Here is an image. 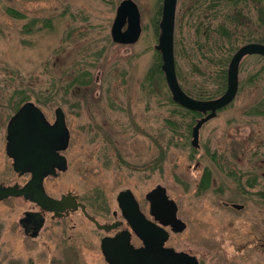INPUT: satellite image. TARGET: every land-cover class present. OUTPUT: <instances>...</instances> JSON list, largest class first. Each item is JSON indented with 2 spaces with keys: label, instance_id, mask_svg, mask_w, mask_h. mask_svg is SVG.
<instances>
[{
  "label": "rangeland",
  "instance_id": "1",
  "mask_svg": "<svg viewBox=\"0 0 264 264\" xmlns=\"http://www.w3.org/2000/svg\"><path fill=\"white\" fill-rule=\"evenodd\" d=\"M122 1L0 0V180L16 177L4 141L16 110L31 101L53 123L61 108L73 141L69 171L53 189L76 191L91 211L114 208L117 196L131 189L147 210L146 195L161 185L187 224L182 234L171 233L168 247L200 264H264V58L243 60L237 98L202 127L195 148L192 129L202 115L192 120L175 105L163 71L157 72L163 0H133L142 23L133 45L111 37ZM226 1H178L174 54L185 92L220 89L222 68L249 43L252 34L241 27L233 41L228 23L230 33L221 37L222 19L210 22L193 12ZM246 4L239 12L254 24L260 5ZM206 174L211 183L203 191ZM26 208L12 200L0 204V264H106L87 248L94 246V232L86 222L79 226L87 245H65L55 224L45 242L33 245L18 232Z\"/></svg>",
  "mask_w": 264,
  "mask_h": 264
},
{
  "label": "water",
  "instance_id": "2",
  "mask_svg": "<svg viewBox=\"0 0 264 264\" xmlns=\"http://www.w3.org/2000/svg\"><path fill=\"white\" fill-rule=\"evenodd\" d=\"M255 1V0H251ZM178 0H163L162 16L159 24L160 35L156 50L161 55L162 66L167 86L171 92L173 101L181 107L197 112L203 115L202 118L196 121L192 129L191 144L195 148H199L200 131L202 127L209 121L215 119L218 112L230 106L237 98L239 93V72L242 61L247 56H261L264 58V44L248 43L241 46L232 56L227 70V89L222 96L210 100H198L189 96L181 87L175 64L174 54V33H175V18L177 11ZM124 27L126 29L124 30ZM142 35L141 13L138 5L133 0H124L117 9L116 17L111 29V36L116 44L133 45L136 44ZM29 107L34 108L35 115L34 124L27 123ZM8 144L7 153L13 158L14 169L17 172H24L29 167H32L33 181L21 190L14 188H0V201L11 196H28L34 194L35 201L41 204L44 208L47 202L53 200L43 196L41 190V182L44 177L49 174H54L55 168L53 165L45 169L38 168L37 155L33 152L32 142L30 138L40 136L42 131L47 138H53L56 135L63 136L67 133L69 138V130L65 122V114L61 108L56 110V121L50 125L42 111L33 103L24 105L19 112L11 119L8 125ZM25 131V132H24ZM35 131V132H33ZM40 131V132H39ZM28 132V133H27ZM27 139L29 144L21 143L20 147L15 144V140ZM65 148V147H63ZM57 148L50 150V158L53 160ZM66 170V167L62 168ZM40 195V196H39ZM147 200L151 203V212L157 219L170 221V225L174 233H183L186 229V224L178 219V207L173 200H170L165 187L158 185L150 191ZM120 207L125 214L135 223V218L138 220L141 215L138 210V204L131 190H125L118 196ZM59 203V202H58ZM85 209V207L83 206ZM235 208L242 209V206L235 205ZM145 222V221H144ZM138 236L143 240L145 247L135 249L128 239L116 238L103 242V253L109 264H199L196 257L186 253H175L174 258H163L165 244L168 242L170 234L165 230L155 231L149 225L146 228L140 229L134 227ZM155 252L157 255L151 254ZM184 257L185 262L181 263L176 258Z\"/></svg>",
  "mask_w": 264,
  "mask_h": 264
},
{
  "label": "flooded vegetation",
  "instance_id": "3",
  "mask_svg": "<svg viewBox=\"0 0 264 264\" xmlns=\"http://www.w3.org/2000/svg\"><path fill=\"white\" fill-rule=\"evenodd\" d=\"M256 1L257 0L251 2H256ZM242 3H244L243 0ZM208 7H210V5ZM249 43H255V42H249ZM29 103H33V102L24 101L23 104L16 110L15 114L11 117V119L19 112V110L24 105ZM33 104L35 105V103ZM35 106L37 107V105ZM40 110L42 111L43 116L45 117L47 122L50 125H53L54 122L56 121V117H55V121L51 123L49 121L50 120L49 116H46V114L42 109ZM28 112H29L28 115L31 116L27 119V123L29 122L28 124L33 125L35 123L34 122L35 115L33 114L34 108L29 107ZM55 116H56V110H55ZM65 122L69 130V138L67 137V133L62 137L56 135L53 138H47L42 131L41 132L39 131L40 136L38 137L33 136L32 138H30V141L32 142L33 145L32 146L33 152L38 154L36 157L37 158L36 162L40 166L38 168H42L46 170L47 168L51 167V165H53L55 168L54 174H49L48 176L44 177V179L41 182L42 184L40 190L43 193V196H46L47 198L53 200L54 202H47L46 203L47 208H44L41 204H39L37 201L34 200L35 195L33 193L29 194L28 196L25 195L11 196L5 200L0 201V204L11 200L17 201L27 207L21 212V215L18 219L19 234L26 240L31 241L33 245H37L39 244V242L43 241V239L46 237L48 228L50 226H54L55 224L56 227L53 228L54 230L53 232L60 233L61 238L65 243V245L68 244V242L72 243L73 245H76L77 243H79L80 245L82 244L87 245L86 242L84 241L85 236L81 234V228L79 226L80 222H84V223L86 222L90 227H92L94 232L92 238L94 240V246L92 247V245H89L88 243L87 245L88 250L93 251L95 253L94 256L97 257L99 261L103 260L106 264H109L103 253L102 246L104 241L112 240L116 238H123V240L128 239L130 244L135 249H142L145 247L144 242L138 236L134 227H139L140 229H144L147 227V225H149L155 231L166 230L167 232L171 233L172 227L170 225V221L167 219L160 220L157 219L155 216H153L151 212L152 211L151 203L147 200V198L146 200L148 202V209L146 210L147 206H145V203H143L140 199H138L131 189L129 190L133 192L134 198L138 204L139 213L141 214L138 220L135 218V223L131 220V218L128 217L129 215L127 216L125 214V212L120 207V203L118 201L119 195L116 198V206H115L116 208L115 207L112 208L111 206H104V207L100 206L101 208H98L97 211L96 210L91 211L89 204H87L83 196L77 193L76 191L69 190L67 188L63 190H58V189H53L51 187L55 183L62 182L63 177L67 175L70 168L68 151L69 148H71L73 141V130H71L68 126L66 115H65ZM8 124L6 126V134L4 138L5 152L7 155V159L10 162L12 171L16 173V177L14 178L12 183H8L0 180V188L16 187L17 190H21L24 187H26L31 181H33V172H32V167H29L27 170H24L23 173L21 171L20 172L15 171L13 165L14 163L13 158H11L7 153ZM21 143L29 144L27 139L22 138L15 140L16 146L18 145L20 147L19 144ZM53 147L55 149L57 148V150L55 152V156L53 160H51L49 152ZM63 167H66V170H63L62 169ZM235 205L237 204L224 203V206L227 208H232L237 211L244 210L243 205H239L243 207L242 209L235 208ZM83 206L85 207V209L83 208ZM100 214H103V216H101ZM178 214H179V207H178ZM178 218L180 219L179 215ZM165 249L166 250L162 252L163 258L171 259L175 257L174 251L175 252L177 251L175 248L168 247L166 245ZM177 252H181V251H177ZM151 254L157 255L155 252H152ZM176 259L181 263L185 262L184 257L176 258Z\"/></svg>",
  "mask_w": 264,
  "mask_h": 264
},
{
  "label": "trees",
  "instance_id": "4",
  "mask_svg": "<svg viewBox=\"0 0 264 264\" xmlns=\"http://www.w3.org/2000/svg\"><path fill=\"white\" fill-rule=\"evenodd\" d=\"M243 1H244V5H247L246 3H253V4H256L258 6L260 5L259 8L257 7L258 20L254 24H252L253 23L252 19L250 17H247V15L244 14L243 10H242V12H239V5L241 4L242 0H227L226 3L218 2V5L214 4L213 8L211 6V5H213V3H212L210 5V7H206L205 10L201 11V8H195V10H193V12L196 10L200 11L202 13L201 16L203 15L205 20L210 21V22L214 21L215 19L217 21H218V19H222L219 22L220 23L219 24V32L221 34V37H223L224 32L229 34L231 31V33L229 34V37H233V41H234V37H235L234 34H236L237 31L239 32L240 31L239 28L241 27L242 32H246L248 35L252 34V36L249 37V40H248L249 42H257V43L264 44V5H263L264 0H257L256 2H251L249 0H243ZM244 8L246 11H250L249 7L245 6ZM229 9H231L230 14L227 12ZM158 14L161 15V8L159 9ZM241 17H243V19H245L244 22L241 21ZM227 23L229 24L230 31L226 30V28H225V24H227ZM254 34L256 36H254ZM229 41H230V44H232L231 43L232 41L231 40H229ZM229 59H230V57H226L225 59H222L221 63H218V64L222 65V67H224L225 65L228 64ZM157 72L162 73L160 56H158ZM220 78H222L223 82L221 84L220 89H218L216 92L215 91H198V92L187 91L186 93L193 98L201 99V100H208V99L216 98L220 94L224 93V90L227 86V69L222 68V73L220 75ZM76 83L83 84L85 82L76 81ZM175 105H177V104H175ZM184 110L186 111L187 114H190L192 116V120L196 119L197 117L200 116V114H198V113L191 112V111L186 110V109H184ZM209 178H211L210 174H206L204 179H203V182L199 186V188L202 189L203 191L205 189H208L210 186L211 182H210ZM207 180H208V182H207Z\"/></svg>",
  "mask_w": 264,
  "mask_h": 264
},
{
  "label": "bare ground",
  "instance_id": "5",
  "mask_svg": "<svg viewBox=\"0 0 264 264\" xmlns=\"http://www.w3.org/2000/svg\"><path fill=\"white\" fill-rule=\"evenodd\" d=\"M249 1H251V0H249ZM161 14H162V10H161ZM245 45V44H244ZM161 66H162V61H161Z\"/></svg>",
  "mask_w": 264,
  "mask_h": 264
}]
</instances>
